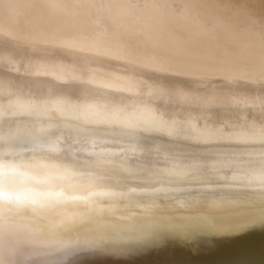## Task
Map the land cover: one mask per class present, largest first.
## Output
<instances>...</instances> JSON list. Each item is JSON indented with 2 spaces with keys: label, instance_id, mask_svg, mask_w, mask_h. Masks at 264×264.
I'll list each match as a JSON object with an SVG mask.
<instances>
[{
  "label": "bare ground",
  "instance_id": "obj_1",
  "mask_svg": "<svg viewBox=\"0 0 264 264\" xmlns=\"http://www.w3.org/2000/svg\"><path fill=\"white\" fill-rule=\"evenodd\" d=\"M9 146L70 174L0 264H264V0H0Z\"/></svg>",
  "mask_w": 264,
  "mask_h": 264
},
{
  "label": "clouds",
  "instance_id": "obj_2",
  "mask_svg": "<svg viewBox=\"0 0 264 264\" xmlns=\"http://www.w3.org/2000/svg\"><path fill=\"white\" fill-rule=\"evenodd\" d=\"M27 151L0 147V205H39L69 179L70 169L66 165L34 154L29 156Z\"/></svg>",
  "mask_w": 264,
  "mask_h": 264
},
{
  "label": "rangeland",
  "instance_id": "obj_3",
  "mask_svg": "<svg viewBox=\"0 0 264 264\" xmlns=\"http://www.w3.org/2000/svg\"><path fill=\"white\" fill-rule=\"evenodd\" d=\"M154 3H156V2H158V0H152ZM161 16V15H160ZM161 29H169V28H167V27H163V26H161L160 27Z\"/></svg>",
  "mask_w": 264,
  "mask_h": 264
}]
</instances>
